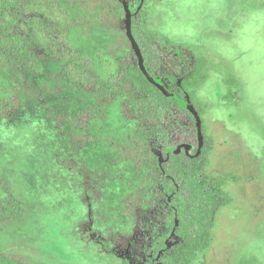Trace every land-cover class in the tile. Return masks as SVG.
<instances>
[{"label":"rangeland","instance_id":"obj_1","mask_svg":"<svg viewBox=\"0 0 264 264\" xmlns=\"http://www.w3.org/2000/svg\"><path fill=\"white\" fill-rule=\"evenodd\" d=\"M133 21L182 47L181 59L165 52L160 80L132 42ZM76 65L103 88L85 85ZM130 67L172 100L174 75L197 120L198 154L210 151L204 175L224 178L229 198L204 237L172 235L155 258L170 199L151 165L167 158L142 134L157 122ZM1 260L264 264V0H0Z\"/></svg>","mask_w":264,"mask_h":264},{"label":"trees","instance_id":"obj_2","mask_svg":"<svg viewBox=\"0 0 264 264\" xmlns=\"http://www.w3.org/2000/svg\"><path fill=\"white\" fill-rule=\"evenodd\" d=\"M129 33L140 49L147 73L153 79L163 78L158 68L164 61L165 52H172L173 56L181 59L182 47L152 36L138 22H132ZM15 41L18 46L22 45L21 48L19 47V52L23 53L25 59L32 64L37 62L34 47L27 35L17 34ZM52 45L55 48V40ZM69 55L71 56L69 63L74 65L77 61L76 56L71 53ZM33 66L34 68L38 67V65ZM75 69L80 73L81 80L85 85L103 88V82L84 67L76 65ZM128 72L130 73L129 77H132L133 88L136 89V92L143 93L142 95L151 110L149 114L157 122V127L154 130L147 129L142 134L145 139L153 141L155 151L161 150L167 158L163 164H160V160L155 157L151 165V167L155 166V170H158L155 177L152 178L156 188L160 191L163 199H170L169 203L162 204L165 212L163 224L154 226V242L149 251L152 253L151 257L155 258L160 251L167 248L166 242L173 234L180 239H186L188 236L204 237L213 226L216 212L228 204L229 198L222 189L224 178H211L204 175L210 151L201 148L200 154H198L199 128L197 120L191 111L179 103L178 100L182 99L183 95L179 96L178 91L173 89L174 75L170 74L166 78L168 86L170 85L166 89L168 94L175 95L172 100L147 80L138 82L134 68ZM183 114L188 116L190 124L183 121ZM188 145L192 146L191 150L185 147ZM148 147L151 149L150 146ZM0 264L13 263L1 260Z\"/></svg>","mask_w":264,"mask_h":264},{"label":"water","instance_id":"obj_3","mask_svg":"<svg viewBox=\"0 0 264 264\" xmlns=\"http://www.w3.org/2000/svg\"><path fill=\"white\" fill-rule=\"evenodd\" d=\"M132 42H133V44H134V46L136 47V49L138 50L139 48H138V46H137V44H136V42H135V40L132 38ZM140 51V50H139ZM138 51V53L140 54V56H141V58H142V54H141V52H139ZM142 61H143V59H142Z\"/></svg>","mask_w":264,"mask_h":264},{"label":"flooded vegetation","instance_id":"obj_4","mask_svg":"<svg viewBox=\"0 0 264 264\" xmlns=\"http://www.w3.org/2000/svg\"><path fill=\"white\" fill-rule=\"evenodd\" d=\"M173 235H175V234H173ZM169 240V239H168ZM168 242V241H167ZM167 242H166V245H167ZM166 250V249H165ZM165 250H163V251H165ZM160 252H162V251H160Z\"/></svg>","mask_w":264,"mask_h":264}]
</instances>
